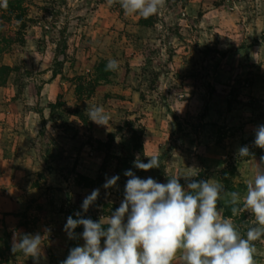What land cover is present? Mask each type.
<instances>
[{
    "label": "rangeland",
    "instance_id": "obj_1",
    "mask_svg": "<svg viewBox=\"0 0 264 264\" xmlns=\"http://www.w3.org/2000/svg\"><path fill=\"white\" fill-rule=\"evenodd\" d=\"M24 5L20 33L0 16V71L8 68L0 72V264H34L11 249L14 238L37 233L39 264H61L84 244L82 225L74 239L65 232L67 218L79 212L107 227L127 170L160 183L194 175L223 184L218 210L246 237L252 213L225 217L224 210L231 211L227 193L246 194L264 156L254 145L264 125V0H166L147 19L125 15L119 0ZM110 59L116 71H105ZM88 105L103 107L108 126L89 119ZM127 121L144 128L143 156ZM242 146L252 155L239 157ZM153 156L159 168L134 166ZM77 174L93 186H81ZM113 176L116 185L105 189ZM94 189L99 196L85 212ZM252 243L255 264H264V237ZM171 264H184L181 253Z\"/></svg>",
    "mask_w": 264,
    "mask_h": 264
},
{
    "label": "clouds",
    "instance_id": "obj_2",
    "mask_svg": "<svg viewBox=\"0 0 264 264\" xmlns=\"http://www.w3.org/2000/svg\"><path fill=\"white\" fill-rule=\"evenodd\" d=\"M116 0H108L114 4ZM125 15L138 14L147 19L165 7L166 0H119ZM8 0H0V8L7 9ZM119 62L110 59L105 71H116ZM89 119L99 126H108L110 117L101 106L87 108ZM254 145L264 149V125L255 129ZM241 158L252 155L247 146L238 149ZM134 166L148 171L159 168V158L153 156L147 163L139 158ZM124 198L120 206L107 218V227L101 219L67 218L64 226L70 239L76 238L74 230L82 225L80 234L84 244L70 249L61 264H171L181 253L184 264H255L256 248L253 241L264 237V156L256 164L253 180L246 183V194L238 191L227 193L232 217L248 211L255 226L248 228L246 237L234 224L233 219L222 216L218 210L224 185L209 180L191 179L194 175L172 176L167 183L148 177L141 179L131 170ZM198 175V173L196 174ZM187 181V188L179 178ZM119 176L107 178L105 189L116 185ZM99 189H94L82 203L86 212L97 200ZM43 236L24 234L14 238L11 251L22 252L39 264L43 251ZM103 239V245H102Z\"/></svg>",
    "mask_w": 264,
    "mask_h": 264
},
{
    "label": "trees",
    "instance_id": "obj_3",
    "mask_svg": "<svg viewBox=\"0 0 264 264\" xmlns=\"http://www.w3.org/2000/svg\"><path fill=\"white\" fill-rule=\"evenodd\" d=\"M1 12V19L8 20L9 22H17L18 23V30L17 32H22L25 27L26 23L24 20V17L26 16V7L24 5V0H8V7L7 9L0 8ZM8 69L7 67H2V70ZM0 71V72H1ZM60 102V99H59ZM52 108L55 106L52 105ZM78 116H82L81 114H77ZM125 127L131 128L130 130V140L133 150L139 154L140 156H143L144 154V147H143V134H144V128L143 126H137L135 121H127L124 124ZM122 128H120L121 130ZM109 136L112 138L113 135L109 134ZM103 144V143H101ZM43 161L46 165L49 164V159L44 156ZM106 161V160H105ZM77 182L84 186L85 188H91L93 186L94 181L90 180L88 177L82 176L80 174H77ZM194 180L199 181V177L195 178ZM231 214V211H227V209L224 210V216L227 217Z\"/></svg>",
    "mask_w": 264,
    "mask_h": 264
}]
</instances>
